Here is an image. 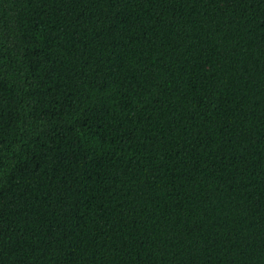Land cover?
Wrapping results in <instances>:
<instances>
[{
	"label": "trees",
	"instance_id": "1",
	"mask_svg": "<svg viewBox=\"0 0 264 264\" xmlns=\"http://www.w3.org/2000/svg\"><path fill=\"white\" fill-rule=\"evenodd\" d=\"M0 264H264V0H0Z\"/></svg>",
	"mask_w": 264,
	"mask_h": 264
}]
</instances>
